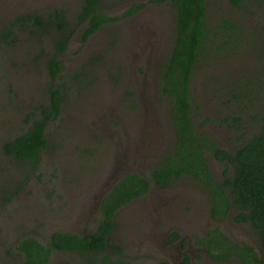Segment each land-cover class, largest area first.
<instances>
[{"label": "rangeland", "instance_id": "374dc122", "mask_svg": "<svg viewBox=\"0 0 264 264\" xmlns=\"http://www.w3.org/2000/svg\"><path fill=\"white\" fill-rule=\"evenodd\" d=\"M140 1L143 0H102L105 12L118 17V20L90 38L87 45H80L78 35L75 34L68 50L60 54L65 68L61 72L63 78L58 79L57 83L74 82L77 86L69 91L60 117L47 129L50 147L43 153L44 175L41 180L30 181L14 203L0 214V264H23V255L12 250V247L25 235L33 234L46 241L53 230H95L100 216L99 203L87 202L86 195L93 194L103 171L102 177L108 185L110 173L106 169H114V158L119 154L115 150L116 146L110 142V137H114L115 133H133L130 127H136L141 136L153 137L148 142H152L154 147L149 143L144 156L146 160L138 166L143 171L158 164L157 161L171 148L175 133L171 125L170 103L157 90L161 64L166 56L165 48L161 52L153 51L152 48L146 50L148 60L154 63H148L145 67L150 80L155 81L152 85L146 81L143 85L136 84L133 72L140 66V62L134 64L130 60V72L123 65L127 61L122 50L128 48L133 53L137 52L139 49L135 43L143 39L135 38L134 27L147 23L148 15L162 13L161 7H142L134 16L125 17L131 4ZM246 3L251 10H237L229 0H207V27L211 33L218 29L222 16H229L245 24V30L240 43L232 49L221 52L211 49L209 54L207 50V55L200 58L191 82L194 99L202 107L197 114L198 121L202 118L205 122L202 131L216 138L223 148L229 150L233 149L235 143L233 133L219 121L226 111V97L223 89L218 92L215 89L231 81L241 83L238 79L244 82L243 77H254L253 82L264 84V61L260 49L258 44L250 43L251 28L261 27L257 39L264 37V0H248ZM11 4L18 7L8 6ZM33 5L42 9L66 6L69 15L73 16V7H82L84 0H42L40 4L31 0H0V20L7 23L18 17L17 13L23 15L31 12ZM165 8L167 18L164 19L167 21L163 37H169L172 42L167 45L172 48L175 11L172 5ZM260 19L263 24L259 22ZM27 28L20 31L19 43L0 50V145L1 141L13 139L26 130L35 107L49 102L51 77L46 66L49 59L46 53L54 48L53 37L32 33L33 28ZM77 72L86 74L87 80L76 78ZM255 90L257 94L258 89ZM260 92L264 99V88H260ZM134 102L137 106H134ZM141 112H145L143 116ZM152 114L153 120L145 121V117ZM206 117L211 119L206 120ZM98 121L100 123L97 125ZM244 131L247 134L249 129L245 128ZM93 149L95 153L86 154ZM2 158L0 149V160ZM207 159L213 175L221 181L229 172H223L225 163L217 161L211 153L207 154ZM171 189L173 195L177 193L183 200L186 198L184 193L190 198L193 195L205 196V189L191 177L178 181ZM148 196L126 204L116 217L113 241L123 246L126 264H160L161 261L178 264L182 252L196 255L197 264H243L235 257L225 261L209 257L211 260L207 258L203 261L204 257H197L198 247L183 246L179 250V243L170 242L167 238L173 227L170 224H167L170 229L164 226L160 216L157 217V212L168 209L172 201L164 200L168 206L159 208L162 203H156L150 200L152 196ZM193 202L194 197L186 201L190 209L196 211ZM206 202L209 208V196ZM177 206L180 210L183 208L182 204ZM197 212L201 214L202 210ZM146 214L155 215L160 226H150L148 230L140 217ZM233 214L232 211L223 223L208 219V229L219 226L235 242L255 247L259 252L260 241L255 232L249 225L235 222ZM177 216L179 218L178 213ZM193 222L201 231L197 226L199 224ZM200 223L205 225V219H200ZM178 227L179 224L174 229ZM190 234L183 236L187 242L196 246V238ZM83 259L78 253L55 252L48 264H83Z\"/></svg>", "mask_w": 264, "mask_h": 264}, {"label": "trees", "instance_id": "16d2710c", "mask_svg": "<svg viewBox=\"0 0 264 264\" xmlns=\"http://www.w3.org/2000/svg\"><path fill=\"white\" fill-rule=\"evenodd\" d=\"M170 1L175 11V30L172 48L161 64L159 87L162 98L170 103L171 125L177 135L175 145L163 154L157 166L145 174L129 173L112 188L100 204V216L93 232L86 228L82 235L56 231L46 241L33 234L23 236L12 247L23 255V264H48L54 250L78 253L84 258L83 264H126L123 246L113 241L119 211L134 197L146 193L152 184L166 186L182 176H190L208 189L215 219H226L233 211V220L249 225L260 241L258 252L255 247L236 243L217 227L202 243L208 256L219 261L237 256L244 264H264V99L260 92L264 84L253 82L254 77H243L244 82L238 79L241 83L231 81L215 89L216 92L223 89L226 97V111L219 121L233 133L232 150L223 148L216 138L202 131L205 122L197 119L202 107L191 90L200 58L207 55V50L208 54L211 49L221 52L240 43L245 24L222 16L218 29L211 33L207 27V0ZM247 1L229 0L237 10L243 11L251 10ZM102 5V0H84V6L77 8L73 16L65 7H48L47 15H19L7 23L0 20V50L19 43V33L24 27L33 28L35 34L51 35L54 45L46 53L51 77L49 102L35 107L28 119V128L20 135L1 141L0 214L14 203L30 181L41 180L44 175L43 153L50 147L47 129L60 117L69 91L77 86L74 82L57 83L63 78L61 72L65 68L60 57L68 50L75 34L81 33L86 41L96 31L118 20L107 14ZM137 8L133 7L124 16L134 14ZM259 22L263 24L261 19ZM251 32L250 43L258 44L264 61V37L257 39L261 27L251 28ZM75 77L87 80L86 74L79 72ZM245 128L249 129L247 134ZM208 153L225 163L224 173L229 170L221 181L212 173ZM173 239L172 235L169 241ZM160 264L169 263L161 261ZM180 264H191L190 257L185 256Z\"/></svg>", "mask_w": 264, "mask_h": 264}, {"label": "flooded vegetation", "instance_id": "af4514ba", "mask_svg": "<svg viewBox=\"0 0 264 264\" xmlns=\"http://www.w3.org/2000/svg\"><path fill=\"white\" fill-rule=\"evenodd\" d=\"M31 1L35 2L36 4L42 3V0H39V1L31 0ZM77 5L79 6V3H77ZM77 5H76V7H73V9H75V11H77V8H78ZM170 5H172L170 0H143V1H140L139 3L131 4V6H130L131 8L128 10V11H132L133 7H138L134 14H136L141 9V7H161L160 9L162 10L161 14H158V13L153 14L152 13V14L148 15L149 18L147 19V23H145V24L142 23L141 26L137 25L136 27H134L135 38H137V37L143 38L140 43H135L139 50L135 53H133L131 51V49L128 50V48H125L124 50H122V52L125 54L124 59L127 61V62L123 63L124 67H127L126 68L127 72L131 71V67L129 66L130 60L134 64H137L140 62V66H138L137 69L134 70V72H133L134 73L133 77L135 78L136 84H142L143 85V82L146 81V82H148V84L152 85L155 82L154 80H150V78L148 77V71L145 69V67H147L146 65H148V63L154 64V63H151L146 56V50L147 49L152 48L151 50H153V51L158 50L159 52H161V49L165 48V54L166 55L171 50V48H169L167 43H171L172 41H170L169 37H167V38L163 37V34L166 33L165 27H166V21H167V19H164V18H167V14L164 11L166 9L165 7H168ZM8 6L18 7L17 5L15 6L12 4L8 5ZM43 7H44V4H43ZM51 7H57V6H51ZM64 7L67 8L66 6H64ZM64 7H60V8H64ZM172 7H173V5H172ZM47 9H48V7L42 9L38 5H33L32 11L28 12V13H24V14L25 15H32L33 14V16H35V15H47V12H48ZM143 12H144V10H143ZM134 14H130V15L125 16V17H132V16H134ZM17 15H20V14L17 13ZM110 24L111 23H109L108 25H110ZM103 29H101V30H103ZM101 30H98L95 33H93V35L89 36V38L86 41L83 40L81 33L78 34L79 44L80 45H83V44L87 45L88 40L90 38H92L93 36H95L96 34H98L99 31H101ZM150 39L152 41H150ZM77 50H79V48ZM132 81H133V84H135V81L133 78H132ZM157 90L160 94L159 82L157 85ZM134 106H137V104L135 102H134ZM149 106H146V107H149ZM144 113L145 112H141V115L143 116ZM153 115L154 114L145 117L146 118L145 121L153 120L151 118ZM170 119H171V117H170ZM99 123H100V121H98L97 125ZM126 125H128V124L126 123ZM130 128L133 129V131H134L133 133H127V132L125 133L123 131H120L118 133H115L114 137H110V139H111L110 142H112L116 146L115 150L118 151V153H119L114 158V169H112L111 167L106 169V170H109L108 173H110V176L108 179V185L105 183V180L102 177L104 174L103 173L104 171L100 174L101 181L97 185L96 189L93 191L92 195H88V194L86 195L87 202H88V200H90V202H92V203H99V207H100V204L104 200L105 196L127 174L134 173V172H140L142 174H145L148 169L154 168L155 166H157L159 164L160 161L159 162L157 161L158 164L151 165L152 167L151 168L148 167L146 171H143L142 169L138 168V166H140L141 164H144V161L146 160V158H144V156H145L146 149L149 148V143L152 145V147H154L152 142H148V141H151L153 139V137H147V135L141 136L136 127H130ZM172 129H173V127H172ZM118 134H119V136L116 138V136ZM151 134L152 133H150L149 135H151ZM176 136L177 135L175 133V137L173 138L172 145H175ZM91 152L95 153V149H93V151H87V153H91ZM83 164H84V160H83ZM187 177L188 176H182V178H179L177 181L173 182L172 184L166 185V186H157L155 184H152L146 193H144L141 196L134 197L130 202L137 201V200L145 198L146 196L149 195L148 197H150V196L153 197V198H150V200H153L156 203H162L159 208H163L165 206H168L165 204L164 200L172 201V205L169 206L168 209H165L162 212H157L158 213L157 217L160 216V221L164 226H167V224H170L173 227V230H171V232L168 234L167 238L170 239L173 235L175 237V239H173L172 241H177L179 243V250L183 246L186 248H190L191 246H193L194 248L198 247L199 250H196V251H199V253H197V257H204L205 259L203 261H206V259L209 258V256H208V253L206 251L205 246L202 243L204 240L205 241L208 240L209 236L211 235V231L213 229H215L217 227L220 228L219 226H215L214 228L208 229V221L210 220L213 222L223 223L224 220H226L227 218L226 219H215L213 217L212 203L210 202V207L208 208V202H206L208 200V196L210 194L208 193V189L205 188L204 186H202L201 184H200V186L205 189L204 190L205 196L202 195V196H196L195 197L193 195V197H194L193 209H195L196 211H192L190 209L189 205L186 203V201H190V199L193 198L192 196L190 198L189 195L184 193L186 195V198H185V200H183L179 194L176 193L173 195V190L171 189V186L180 180H185ZM189 178H190V176H189ZM194 203L196 204L195 207H194ZM178 204L183 205V208L181 210L178 208V206H177ZM199 209L202 210L201 214L197 212V210H199ZM208 209H209V212H208ZM175 211L178 213L179 218H178L177 213ZM140 217H141L143 223L146 225L148 230L150 229V226L157 227V228L160 226L158 224L159 222L157 221V218L155 215L149 216L146 214V215H142ZM165 218H167L168 220H165ZM203 218L205 219V222H206L205 225H202L200 223V219H203ZM193 220L196 223H198L199 225H197V226L204 231L198 230L197 227L194 226ZM89 221H91V220H89ZM178 224H179V227L174 229V227ZM241 224H243V223H241ZM91 226H93L92 221H91ZM202 226H205V227H202ZM56 231H62V230H53L50 232L49 236H51ZM65 231L77 232L80 235L83 234V232H80V230H76V231L65 230ZM88 231L92 232L94 230L91 231V228H89ZM191 232H196V233L190 234ZM176 234H177V236H176ZM183 234H190V236H194V238H196L195 239L196 246L194 245V243L190 244L189 242H187V239L184 238ZM249 247H252V246H249ZM191 250L193 253L194 250L192 248H191ZM256 251H258V250L256 249ZM55 252L56 253H72L69 251H56V250H54L51 254V257ZM187 255L191 259V264H197L198 263L196 261L197 259L195 260L196 255H191L189 253L182 252L181 257L178 261V264H180V262L183 260V258H185V256H187ZM234 257L238 258L237 256H234ZM239 259L243 262V260L241 258H239ZM49 262H50V260H49ZM243 264H244V262H243Z\"/></svg>", "mask_w": 264, "mask_h": 264}]
</instances>
